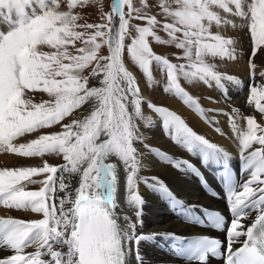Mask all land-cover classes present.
<instances>
[{
  "label": "snow or ice",
  "instance_id": "6c2138e0",
  "mask_svg": "<svg viewBox=\"0 0 264 264\" xmlns=\"http://www.w3.org/2000/svg\"><path fill=\"white\" fill-rule=\"evenodd\" d=\"M93 3L99 0H0V151L23 158L55 155L64 161L52 165L42 160V166L0 170V205L43 217L31 221L0 218V249L14 253L0 258V264H129L132 252L129 242L136 245V264H143L138 249L140 242L158 237L172 241L174 252L185 257L189 264L193 261L207 264L209 256L218 254L219 240L186 239L172 232L137 235V224H142L140 210L134 213L137 221L125 215L126 226L118 223L117 166L106 163L113 156L124 165L129 206L140 209L144 204L137 190L138 180H142L168 199L179 216L203 222L194 215L195 205L185 206L157 177L151 178L155 183L138 177L141 161L134 142L144 141L136 123L145 120L143 96L137 77L126 66L123 56L126 49L132 64L150 84L153 83L151 66L155 64L166 75L164 92L174 94L206 118L205 110L179 80L182 77L209 87L214 83L225 99L228 94L225 82L242 84L238 77L206 62L207 57L238 59V41L226 38L219 31L213 33V26L247 28L251 40L248 67L254 79L257 67L254 58L258 52L264 53V0H157L158 14H152L150 0H140L139 7L134 0H112L110 12L101 10V22L80 23L84 17L77 9ZM157 15L163 17V23ZM229 17L246 23L238 25ZM133 20L143 21L144 25H134ZM126 40L130 43L126 44ZM152 41L181 50L182 55L175 58L184 62L173 63L166 55L156 53ZM77 42L82 46L76 47ZM102 47L107 48L108 55H98ZM259 75L264 77V71ZM90 77L100 78V86L90 87ZM35 92L45 93L49 99L34 103L30 94ZM89 103L90 114L61 123ZM247 103L264 115V85L250 86ZM148 107L159 115L166 134L177 145L201 156L205 165L223 168L221 178L232 216L226 229V264H264V126L254 116H248L246 131H242L235 115L239 109L221 113L229 117L239 141L242 171L248 173L241 183L230 171V154L224 148L197 134L167 107L151 102ZM55 125H60L61 130L41 133L27 143H14L18 138ZM215 130L223 135L221 129ZM144 146L149 148L147 144ZM149 150L177 169L183 165L201 176L189 161H178L155 148ZM41 174H46V178L32 179ZM73 177H79L74 192ZM25 182L43 186L36 191H25ZM58 192L65 193L64 197H59ZM252 211L257 214L245 229L242 221ZM208 221L216 228L224 224L219 214L208 215ZM235 244L242 246L234 248ZM29 247H35V251L25 253Z\"/></svg>",
  "mask_w": 264,
  "mask_h": 264
},
{
  "label": "bare ground",
  "instance_id": "6f19581e",
  "mask_svg": "<svg viewBox=\"0 0 264 264\" xmlns=\"http://www.w3.org/2000/svg\"><path fill=\"white\" fill-rule=\"evenodd\" d=\"M236 19V18H235ZM258 55V54H257ZM256 55V56H257ZM250 53H241L238 56V59L235 61L236 68L230 73L238 77L242 84L237 86L231 83L225 82L227 88V99H225L221 90L217 89L213 83L211 87L202 84L199 89V104L203 108V105L207 107L205 110V117H201L193 109L187 107L180 99L171 97L168 100V104L172 107L177 114H179L186 123L197 133L203 135L211 143L224 148L230 154V162L235 163L240 172H241V183L248 178V173L242 171V161L240 158L239 150V141L236 134L233 133L229 117L221 113L227 112L232 113L233 108L239 109V114L236 115V122L239 128L242 131H246V119L245 117L254 116L256 121L261 126H264V115L260 114L255 110L254 106H250L247 103L249 96V88L252 84L256 86L264 85V77H261L259 73L264 71V64L260 63L256 57L254 62L256 64L255 77L253 79L252 74L249 71L248 60ZM258 57V56H257ZM125 64L129 67V70L133 71L134 75L137 77L138 73L134 68H132L125 56H123ZM141 81H138V84L141 88V93L143 96L142 101V112L146 110V99L150 96L144 89ZM243 88V89H242ZM211 97V99H209ZM215 101V102H213ZM91 103L82 106L78 111V118H83L90 114ZM131 111V108L129 109ZM76 117V118H77ZM211 120L213 123H208L207 121ZM139 133L144 137V141L148 139L149 141H159L164 136L163 125L161 123V118H158V121L149 124L145 127L143 125V120L136 121ZM221 129L223 135L218 133L215 129ZM104 139V137H102ZM143 143L134 142V146L137 148L140 153L139 159L141 161V168L138 172V177L148 178L149 183H155L151 178L157 177L160 182H163L166 187L173 193V195L184 202L185 206L195 205L193 209L194 215L197 211L204 207H215L220 210L225 211L228 214V226L231 221V212L229 210L228 202H226L223 197H214L209 195L204 191L202 180L195 173H192L187 169L186 166H183L180 169H177L172 164H169L161 159V157L152 151L149 148H155L150 145L149 148H145ZM19 145V138L14 142ZM259 147V145H253V148ZM163 152L165 155L171 156L176 160H187L192 165H194L198 171L204 175L206 179L211 180L212 183L220 184L222 181V167L209 164L205 165L202 162V157L199 155H193L188 153L181 146L177 145L174 141H168L165 145H162L160 148H155ZM13 153L2 154L0 153V161L4 164H9L14 161L15 156ZM106 163H112L117 166L118 172V191H117V204L118 207L115 209L117 216L119 217L118 223L121 227L126 226V222L123 220V217L127 215L130 219L135 222L137 217L135 216V211L140 210L142 212L141 220L142 224H137L136 234L140 235H151L153 233L160 232H172L177 236L183 237L187 234H193L198 230H202V227L195 225L193 220H185L177 214V211H174L169 200L166 199L160 192L154 191L149 188L142 180H138L137 190L144 200V204L140 209H136L133 206H129L127 203V191H126V172L124 170L123 163L119 160L118 157H110ZM59 175V174H58ZM67 175V174H65ZM42 179H37L41 181ZM79 177H73L71 182V189L74 192V189L79 186L78 184ZM67 182V181H66ZM39 186H43L41 183H38ZM57 195L61 198L64 197L65 193L58 192ZM70 206V205H69ZM30 214L32 212L28 211ZM8 209L4 208L3 205H0V218H16L8 215ZM256 212L252 211L248 219L242 221L247 226L253 222ZM41 218L42 215L40 214ZM224 238L227 241V232L223 234ZM241 240L245 237H241ZM228 242V241H227ZM172 241H165L162 238H157L156 240H145L141 241L138 249L140 255L143 257V264H189L188 261L180 258L171 247ZM240 244H235L237 246ZM128 247L132 249L131 256L129 257V264H136L135 254H136V245L132 242H129ZM35 251V247H29L25 249V253H31ZM63 251H67L66 248ZM12 251L7 249H0V258L7 257ZM13 253V252H12ZM191 264H197V262H191ZM207 264H223L222 261L210 259L207 261Z\"/></svg>",
  "mask_w": 264,
  "mask_h": 264
},
{
  "label": "rangeland",
  "instance_id": "374dc122",
  "mask_svg": "<svg viewBox=\"0 0 264 264\" xmlns=\"http://www.w3.org/2000/svg\"><path fill=\"white\" fill-rule=\"evenodd\" d=\"M249 2H251V0H249ZM150 3H152V5H153V7L151 9L152 14H158L159 9L155 7L157 0H150ZM111 4H112V0H99V3H93V4L87 5L83 8H78L77 11H79L80 14L84 17V19L81 20L80 23H84V22L99 23V22H101V20H100L101 10L104 13L110 12L111 11ZM134 4H135V6L139 7L140 6V0H134ZM101 6H102V9H101ZM221 15H225V14L221 12ZM157 18L159 20H161V22L163 23V17L162 16L157 15ZM229 18L235 19L232 17H229ZM235 22L238 25H240L242 23H246L245 21H241L239 18H236ZM132 23L134 25L135 24H140L141 26L144 25V22L139 21V20H133ZM241 29L244 32L243 31L240 32ZM211 31L213 33H216L217 31H219L226 38L230 37V38L237 40L238 43H237L236 47H237V55L238 56L241 55V53H243V52L250 53V55H251V47H250L251 40H250V36L248 34V30L246 27H240L237 29H233V28H231V26H226V27H222L221 29H217L215 26H213ZM157 33L159 35H161V37L163 39H167L166 34L162 30L157 29ZM132 34L133 35L136 34L134 29H133ZM244 35H245V37H244ZM127 43H130V40H126V44ZM80 46H82V44L80 42H77L76 47H80ZM151 46L153 47V50L156 53L166 55L173 63L179 64V63L184 62L182 60H177L175 58L178 55H182V51L179 49H176L174 46H163V45H159V44L155 43L154 41L151 42ZM45 50H47V49H45ZM70 50L73 52L75 51V49L72 46H70ZM257 54H258L257 55L258 57L256 56V59L260 63L264 64V53L258 52ZM98 55H105V56L108 55L107 48L102 47L101 50L99 51ZM124 56H125L126 60L128 61V64L132 68H134L136 70V72L138 73V81L142 82L141 84H143V86H144L143 88L146 89L147 93L150 96V98L148 97L146 99V102H147L146 105L147 106H146V110L143 113V115L145 117V120H143V125L145 127H147V126H149V124L158 121V118H160L159 115L154 110H152L151 108L148 107V102H151L155 106H164V107H167L169 110L175 111L172 109V107L169 106L168 100L171 97H174V98H178V97H176L172 93H165L164 92V87L167 83L165 73L162 72L161 69L159 67H157L155 64H153L151 66V70L153 72V83L150 84L147 81V78L143 75V73L135 65L132 64L131 59H130L126 49L124 52ZM206 62L215 64L217 66L218 70L225 72L226 74L232 73L234 68L237 67V65H235L236 64L235 61H228L226 59H221L219 57H216V58L207 57ZM254 63H257V62H254ZM90 70H91V66L89 69L85 70L84 74L87 75ZM99 79L100 78L90 77L89 78V86L90 87L91 86H100ZM179 82H180L181 86L184 87L185 90L187 92H189V94L192 95L194 98H196L199 102V95H200L199 89L201 88L200 85H202L203 82H192V83H190V82L186 81L185 79H183L182 77L180 78ZM30 95H31V99L33 100L34 103H41V102L49 99L47 94L41 93V92L31 93ZM204 107H206V106L203 105V108ZM80 109L75 110L72 117H66L65 120L62 121L61 123L62 124L63 123H69L72 118H76L78 115V111ZM148 121H150V123ZM60 130H61L60 125H55L51 128L42 129L37 133L28 134V135H25L24 137L19 138L20 143H18V144L27 143L31 139L35 138L37 135H39L41 133H54V132H58ZM164 136L165 137H162V139L159 141H149L148 139H146L144 141V145L147 144L149 147L151 145L155 148H160L162 145H165L166 143H168V141L169 142L173 141L167 134H165ZM0 153L5 154V155L7 154V152H3V151H0ZM12 155H14V154H12ZM15 158L16 159H14V161H12L9 164H4L0 161V170H3L5 168L13 169V168L23 167V166H42V160H47L49 162V164H52V165H60V164L64 163L61 156H55V155H46L43 158H23V157H20L17 155V156H15ZM42 178H46V174H41L39 176H35L32 179L37 180V179H42ZM41 187L39 186L38 183H35V184L26 183L25 191H36V190H39ZM8 213H9L8 215L21 218V220H24V221L41 219L40 214H35V213L30 214L28 211H23V210L8 209ZM9 254H14V253L11 252Z\"/></svg>",
  "mask_w": 264,
  "mask_h": 264
}]
</instances>
